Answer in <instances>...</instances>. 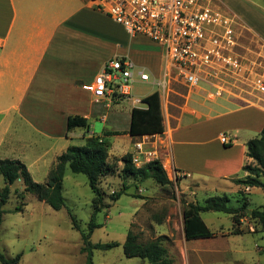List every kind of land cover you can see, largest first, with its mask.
Listing matches in <instances>:
<instances>
[{"label": "crops", "instance_id": "crops-1", "mask_svg": "<svg viewBox=\"0 0 264 264\" xmlns=\"http://www.w3.org/2000/svg\"><path fill=\"white\" fill-rule=\"evenodd\" d=\"M215 4L264 46V7L255 0H216ZM118 57L131 60L138 70L151 69L155 78H160L166 64L161 47L143 36L132 37L90 0H0V152L7 149L27 156V150L41 143L38 135L43 137L48 142L44 154L27 167L31 172L32 166L43 162L48 178L57 158L77 142L84 145L89 137L106 132L122 137L105 110L117 109L130 97L110 102L82 88ZM208 90L205 86L191 88L185 107L178 114L164 116V132L143 136L150 138L146 149L157 152L166 170L175 178L187 175L197 188L199 181L209 177L229 183L248 177L244 166L254 163L247 156L248 143L264 128V94L256 93L248 100L225 89L235 100L213 107L206 101L215 102L218 97L212 100ZM165 99L166 94H161L162 105ZM141 102L133 101L131 119ZM77 116L85 118L88 127L69 130V118ZM99 120L104 125L101 135L96 130ZM216 120L225 123L217 134L210 126ZM129 131L130 127L123 136L132 147L117 157L134 153V143L142 137H133ZM223 134L232 139L230 145L221 142Z\"/></svg>", "mask_w": 264, "mask_h": 264}, {"label": "rangeland", "instance_id": "rangeland-1", "mask_svg": "<svg viewBox=\"0 0 264 264\" xmlns=\"http://www.w3.org/2000/svg\"><path fill=\"white\" fill-rule=\"evenodd\" d=\"M255 1L264 7L263 0ZM232 25L237 35L234 54L242 62L243 70L241 72L228 70L223 75L218 74L216 79L211 80L213 88L206 83L202 84L212 91L215 89L222 91V97H218L215 102L206 101L207 106L217 107L221 102L234 101V97L224 93L225 89L232 90L234 94H241L248 100L257 93L253 81L256 74L264 70V46L238 25ZM152 50L159 51L158 48ZM165 68L166 64L162 68L160 78H155L152 70L147 68L146 72L150 75L151 81L134 83L130 99L121 101L117 109L111 106L105 110V113L111 114L109 122H116L123 133L122 137H106L112 155L109 162L115 164L116 170L101 179L99 186L104 206L97 214L100 227L93 232L91 243L117 242L119 246L111 250L93 249V264H150L145 259L125 256L123 246L130 231L138 234L143 243L166 236L165 244L172 264H264V232H261L259 225L244 213L241 214V223L237 227L243 232L242 235L232 234L236 231L232 216L206 212L202 216L214 237L191 241L185 239L183 218L185 204L203 205L210 197L226 194L231 199L230 206L239 208L243 205V198L241 199L240 195L241 187L237 184L229 183L224 178L209 177L206 181H199L200 186L197 188L196 183H191L190 177L176 180L169 169L165 170L173 183L167 186L153 180L142 183L136 177L123 179L121 175L123 164L116 159H120L121 157L117 156H122L132 147L129 138L123 136L131 124L129 111L136 99L143 101L154 92L164 95L163 88L153 83L164 82ZM190 89L191 87L182 82H176L174 79L171 81L162 105L165 117L168 113L178 114L181 108L185 107ZM137 107L143 108L145 103L141 102ZM98 124L96 130L101 135L104 133L102 128L104 125H101V120ZM224 125L223 120H216L210 126L213 131L217 130V134L225 128ZM38 137L41 143L32 150H27V156L5 149L0 152V159H20L27 166L32 165L36 157L44 154L48 144L43 137L39 135ZM76 145L81 144L77 142ZM50 158V155L47 156L46 161L48 162ZM44 166L41 162L37 168L31 167L34 181L40 184H45L48 179V169ZM240 177H243V172ZM6 186L3 176L0 175V191ZM119 193L123 195L114 200V196ZM245 194L249 198L248 210L264 206V194L261 189L254 188L250 192L248 189L245 190ZM63 196L64 207L55 210L38 200L35 195L24 192L23 181L19 180L12 185L8 202L3 207L5 213L0 229V253L8 259L22 254L19 264H89V253L82 252L84 247L82 232L89 231L94 213V193L87 176L75 174L67 166ZM17 208L21 210L16 211ZM74 219L80 230L75 228Z\"/></svg>", "mask_w": 264, "mask_h": 264}, {"label": "trees", "instance_id": "trees-1", "mask_svg": "<svg viewBox=\"0 0 264 264\" xmlns=\"http://www.w3.org/2000/svg\"><path fill=\"white\" fill-rule=\"evenodd\" d=\"M142 102L147 107L133 109L129 133L133 137L162 134L164 132V115L160 93L154 92ZM76 127H88L87 120L78 116L70 117L68 120V129L71 130ZM111 135L106 132L103 136L89 137L84 145L70 146L57 158L56 164L50 171L45 184L35 182L27 165L21 160H0V175L3 176L7 184L4 190L0 191V229L5 213L3 207L8 202L11 186L19 180L23 181L24 192L35 195L38 200L45 202L55 210H61L65 205L63 182L66 168L69 166L73 173L87 176L89 185L94 193V213L89 224V231L87 233L82 232L84 242L82 252L89 253V264H93V249L111 250L119 246L117 242L108 244L91 243L93 232L100 227L97 222V214L102 211L104 206V198L99 186L101 179L108 173L116 170L115 164L109 162L110 144L107 142L106 137ZM247 156L254 161L253 164L244 166V170L249 173V176L245 179L234 180L235 184L242 187L240 195L241 199L243 198V205L239 208L231 207V199L226 194L210 197L203 205L197 203L185 204L183 218L184 234L187 241L214 237V233L202 216L206 212L225 213L232 216L234 227L236 228V231L232 234H243L241 230L237 229L241 223L242 213L247 214V216L254 220L259 225L260 231L264 232V206L251 210L249 214V198L245 194V190L249 189L250 192L254 188L261 189L264 194V128L258 138L248 143ZM116 161L123 164L121 175L124 180L129 177H136L142 183L148 180H153L162 186L173 183L159 160H153L138 167L133 163L132 153H127L120 159H116ZM122 195L123 193L115 195L114 200H118ZM20 210V208L16 209V211ZM74 224L75 228L80 230V226L75 219ZM165 239L166 236H161L154 241L143 243L140 241L138 234L130 231L123 246L124 254L128 258L148 260L150 264H172L173 262L169 258V251L165 244ZM21 259L22 254L8 259L0 253V262L2 264H19Z\"/></svg>", "mask_w": 264, "mask_h": 264}, {"label": "built area", "instance_id": "built-area-1", "mask_svg": "<svg viewBox=\"0 0 264 264\" xmlns=\"http://www.w3.org/2000/svg\"><path fill=\"white\" fill-rule=\"evenodd\" d=\"M98 11L122 25L132 37L143 36L163 49L166 61L164 82H154L167 93L174 79L194 88L226 71L241 72L242 62L234 54L237 46L234 22L216 8V0H90ZM148 83L150 75L138 70L129 59L110 60L104 71L83 90L98 99L112 102L116 98H129L133 84ZM216 87V86H215ZM254 90L264 94V70L253 81ZM211 98L220 97L222 91L208 90ZM149 137L134 143L133 163L140 167L157 159V152L146 149ZM221 142L230 145L232 139L223 134ZM187 175L176 176L177 180ZM248 190V189H247Z\"/></svg>", "mask_w": 264, "mask_h": 264}, {"label": "water", "instance_id": "water-1", "mask_svg": "<svg viewBox=\"0 0 264 264\" xmlns=\"http://www.w3.org/2000/svg\"><path fill=\"white\" fill-rule=\"evenodd\" d=\"M248 213L250 214L251 213V210H248Z\"/></svg>", "mask_w": 264, "mask_h": 264}]
</instances>
